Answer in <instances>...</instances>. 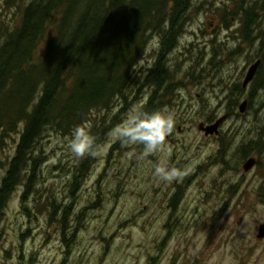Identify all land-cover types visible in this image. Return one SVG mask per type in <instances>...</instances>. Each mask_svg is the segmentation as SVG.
Listing matches in <instances>:
<instances>
[{
	"label": "rangeland",
	"instance_id": "374dc122",
	"mask_svg": "<svg viewBox=\"0 0 264 264\" xmlns=\"http://www.w3.org/2000/svg\"><path fill=\"white\" fill-rule=\"evenodd\" d=\"M228 3L197 0L179 46L168 58L184 85L170 106L177 114L167 138L172 154L167 157L166 148L147 160L164 158L179 167L190 165L191 171L178 182H158L151 164L126 155L133 150L139 154L141 145L125 148L118 139L107 138L104 151L92 157L85 183L72 189L78 159L65 149L69 138L51 133L43 141L38 193L24 206L21 186L6 209L0 264H264V240L258 239L264 223V151L254 149L264 127V69L236 106L230 99L236 87L243 88L257 57L264 59V23L251 46L239 32V17L227 15ZM13 13L0 2V22L10 23ZM159 44L155 38L144 57L145 65L151 61L150 69ZM190 70L200 80L188 78ZM149 92L142 90L132 105L145 108ZM229 106L234 110L228 111ZM219 121L217 135L200 130ZM18 142L15 135L2 139L0 130V186ZM222 144L224 158L218 156ZM249 159L256 166L245 172Z\"/></svg>",
	"mask_w": 264,
	"mask_h": 264
},
{
	"label": "trees",
	"instance_id": "16d2710c",
	"mask_svg": "<svg viewBox=\"0 0 264 264\" xmlns=\"http://www.w3.org/2000/svg\"><path fill=\"white\" fill-rule=\"evenodd\" d=\"M196 1L0 0L3 9L14 11L10 23L0 22V130L2 139L19 136L0 186V230L17 189L24 186V206L37 192L43 141L51 133L70 138L73 126L87 121L103 145L142 90L150 91L146 110L175 103L184 85L168 58L179 46ZM226 9L230 20L239 17V32L251 45L254 35L262 32L264 0H229ZM155 38L160 39L159 56L141 83L132 65L144 59ZM263 69L264 59L259 76ZM186 76L200 80L191 70ZM235 90L230 94L232 106L245 93L242 87ZM233 110L229 106L228 111ZM259 135L254 149L260 154L264 127ZM225 154L222 144L218 156ZM92 157L78 159L71 172L72 189L87 180Z\"/></svg>",
	"mask_w": 264,
	"mask_h": 264
},
{
	"label": "clouds",
	"instance_id": "9594fccd",
	"mask_svg": "<svg viewBox=\"0 0 264 264\" xmlns=\"http://www.w3.org/2000/svg\"><path fill=\"white\" fill-rule=\"evenodd\" d=\"M151 67V61L145 65V60L141 59L132 65V73L142 82ZM141 68L144 70L141 71ZM176 120L175 109L167 105L146 110L142 104H134L123 114L120 122L107 133V136L109 140L118 139L121 146L125 148L141 145L142 152L137 154L133 150L126 155L135 156L137 161L151 164L153 178L158 182H178L191 171L190 165L179 167L176 164L167 163L164 158L155 162L147 160L149 156L158 151L163 152L167 148V138L172 135ZM91 128V124L87 121L73 126L70 138L65 145L66 151L72 157L77 159L85 156L95 157L106 148V144L97 143ZM171 154V148H167L166 156L170 157Z\"/></svg>",
	"mask_w": 264,
	"mask_h": 264
},
{
	"label": "water",
	"instance_id": "95a60500",
	"mask_svg": "<svg viewBox=\"0 0 264 264\" xmlns=\"http://www.w3.org/2000/svg\"><path fill=\"white\" fill-rule=\"evenodd\" d=\"M262 65V61L258 60L254 64L251 65V67L248 70V73L246 75V78L243 83V88L247 89L250 84L255 80L257 73L259 72L260 68ZM248 106V101H245L240 108V112L243 114L245 113V110L247 109ZM221 125V121L217 122L213 126L206 127L202 125L200 127V130L206 134V136H213L217 135L219 133V127ZM256 166V160L255 159H249L245 165H244V170L245 172H249ZM258 239L259 240H264V223L260 225L259 230H258Z\"/></svg>",
	"mask_w": 264,
	"mask_h": 264
},
{
	"label": "bare ground",
	"instance_id": "6f19581e",
	"mask_svg": "<svg viewBox=\"0 0 264 264\" xmlns=\"http://www.w3.org/2000/svg\"><path fill=\"white\" fill-rule=\"evenodd\" d=\"M137 40H138V39H137ZM166 55H167V54H166ZM163 99H164V98H163ZM150 101H151V100H150ZM160 103H161V102H160ZM160 103H159V104H160ZM152 104H153V103H152ZM161 104H162V103H161ZM155 105H156V104H155ZM162 105H163V104H162Z\"/></svg>",
	"mask_w": 264,
	"mask_h": 264
},
{
	"label": "flooded vegetation",
	"instance_id": "af4514ba",
	"mask_svg": "<svg viewBox=\"0 0 264 264\" xmlns=\"http://www.w3.org/2000/svg\"><path fill=\"white\" fill-rule=\"evenodd\" d=\"M257 162V161H256Z\"/></svg>",
	"mask_w": 264,
	"mask_h": 264
}]
</instances>
